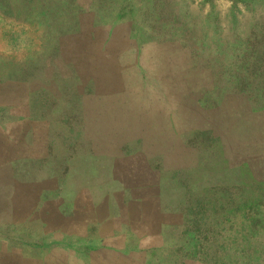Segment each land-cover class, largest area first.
<instances>
[{"label":"rangeland","instance_id":"374dc122","mask_svg":"<svg viewBox=\"0 0 264 264\" xmlns=\"http://www.w3.org/2000/svg\"><path fill=\"white\" fill-rule=\"evenodd\" d=\"M62 1L53 38L0 22V110L36 90L75 155L158 154L201 180L167 200L173 264H264V0Z\"/></svg>","mask_w":264,"mask_h":264},{"label":"crops","instance_id":"0c3cea01","mask_svg":"<svg viewBox=\"0 0 264 264\" xmlns=\"http://www.w3.org/2000/svg\"><path fill=\"white\" fill-rule=\"evenodd\" d=\"M54 4L73 15L67 1L0 0V22L32 26L53 38ZM35 82L43 88L38 81L30 86ZM32 93L0 110L17 121L0 126V264L178 262L168 237L178 214L167 200L200 188L201 180L185 186L165 156L149 153L99 154L94 170L98 160L88 148L75 155L58 142L63 124L40 121L47 114L32 109Z\"/></svg>","mask_w":264,"mask_h":264}]
</instances>
